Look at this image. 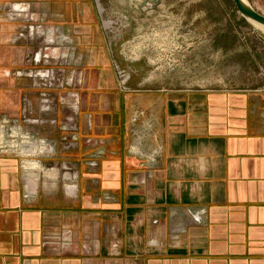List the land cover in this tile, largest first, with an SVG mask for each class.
<instances>
[{
    "label": "crops",
    "instance_id": "0c3cea01",
    "mask_svg": "<svg viewBox=\"0 0 264 264\" xmlns=\"http://www.w3.org/2000/svg\"><path fill=\"white\" fill-rule=\"evenodd\" d=\"M10 3L0 0V12ZM23 4L30 15H38L36 22L54 18L77 41L83 82L78 95L65 102L77 114L78 147L66 158L78 168L79 190L71 164H56L59 174L65 169L76 175L70 181L64 177L65 183L61 175L54 177L55 166H44L42 159L56 149L45 140L37 141L53 151L34 158H40L42 173L49 171L55 182L61 178L64 190L67 182L76 185L69 196L40 190L51 180L29 193L18 161L0 158V264H264V90L172 85L143 91L157 81L147 73L124 91L116 71L122 61L92 0L14 5L19 16L32 20L18 8ZM134 21L136 37L141 29L137 16ZM37 26L30 31L40 35ZM18 27L0 20V84L6 78V86L0 85V108H7L12 93L20 90L10 73L15 70L12 48L3 45ZM52 30L55 44V30L46 34ZM141 38L129 46L135 71L146 63ZM44 50L36 53L34 63L42 62L38 57ZM71 56L65 49L57 58ZM46 75L49 71L40 70L27 76ZM140 112L145 116L138 119ZM143 135H148L146 141ZM136 143L151 151H144L148 160L132 152ZM16 158L27 177L23 157ZM89 161L97 166L90 167ZM190 210H205L202 225L191 224ZM176 225L188 226L179 239L171 235ZM59 231H70L66 251L51 239L48 246L44 243Z\"/></svg>",
    "mask_w": 264,
    "mask_h": 264
},
{
    "label": "rangeland",
    "instance_id": "374dc122",
    "mask_svg": "<svg viewBox=\"0 0 264 264\" xmlns=\"http://www.w3.org/2000/svg\"><path fill=\"white\" fill-rule=\"evenodd\" d=\"M145 1L92 0L101 24L108 31L111 45L122 61L123 66L116 64V71L124 91L131 90L128 85L130 81H142L147 73L157 81L146 84L140 89L143 91L172 85L195 89L207 87L216 91L264 90V31L247 21L239 13L233 0H161V5L155 8L151 6L142 8ZM10 2V5L0 12V20L19 24L17 31L7 38L3 45L12 48L10 57L15 70L10 73L20 90L12 93L9 101L11 103L7 108H0V131L1 126L7 131L6 140L0 141V158L18 161L24 187L28 177L24 176L19 159L11 154L23 158L30 154L34 155L32 157L48 154L47 151L43 153L37 148L33 150V146L37 145L36 142L29 140V144H23L22 142L28 140L27 137H21L24 133H30L34 139L45 140L55 146V152L49 154L50 158L42 159L48 170L56 164L62 166L64 162L71 164L73 170L78 173L77 166L66 158L78 147L77 114L70 109V105L65 100L76 93L83 82V61L76 48L77 41L74 34H69L67 28L58 26L54 18L47 21L40 19L36 22L19 16L14 5L22 4L24 0H10ZM248 2L264 15V0H248ZM134 16L138 17L141 29L136 37H142L140 40L144 46L141 59L147 63L140 64L136 71L132 68L133 61L128 58L134 56V49L129 52V46L136 38ZM31 18L33 19V16ZM37 25H42L46 29L45 33L49 28L54 29L57 37L61 38L54 46L60 45L61 48L66 46L71 49V58L51 57L43 59L40 64L36 62L38 65L34 63L36 53L49 46L46 36L33 34L30 31L31 27ZM37 29H41V26ZM64 35L67 40H64ZM40 70L49 71L50 77L27 76L32 71ZM4 79L1 84L6 86ZM45 107L47 111H44ZM139 116L138 119H141L145 115L140 112ZM15 127L19 128L20 134H14L15 139H13L9 136H12L11 130ZM144 136L146 135H143L146 141L148 135ZM34 151L37 153L34 154ZM144 151L148 154L151 152ZM152 153L155 156V151ZM29 158L23 162V167L27 161L39 162L37 159ZM88 163L90 167L97 166L94 161ZM91 163H96V166ZM42 172L43 170L38 174V178L41 179L39 187L42 182L51 181L47 188L42 186L40 190L43 189L45 193L60 191L66 195L63 182L65 183L64 174L68 171L60 170L58 176L53 173L54 177L61 175L63 182L61 178L60 181L55 182L54 179L57 178L52 176L50 178L52 174H49V171ZM77 177L79 179V173ZM32 195L34 196V194H26V198ZM59 232V235L46 237L44 243L48 246L51 239V242H56L61 250L66 251L72 243L70 231L67 234L66 231ZM171 235L174 239L180 237L176 238L173 230ZM89 240L91 242L95 239ZM92 249L93 244L86 251L91 253Z\"/></svg>",
    "mask_w": 264,
    "mask_h": 264
},
{
    "label": "bare ground",
    "instance_id": "6f19581e",
    "mask_svg": "<svg viewBox=\"0 0 264 264\" xmlns=\"http://www.w3.org/2000/svg\"><path fill=\"white\" fill-rule=\"evenodd\" d=\"M162 3V2H161ZM161 5V4H160ZM25 5H19L18 6V8L19 9H22V11L23 12H25V14H26V8L27 7H24ZM151 6V4H149V7ZM17 8V9H18ZM18 9V10H19ZM250 23H252L253 25H255L256 27H258V28H260V30H263L264 31V27L263 26H260V25H258V24H256V23H254V22H250ZM37 27H39V26H37ZM36 27V28H37ZM43 26H41V29H40V33L41 34H44L45 36H46V38H47V42L48 43H52L53 41H54V37H55V33H54V31L52 30V31H50V33L49 34H46L44 31H45V29H44V27L42 28ZM50 30V29H49ZM33 31H34V29H33ZM40 34V35H41ZM63 38H64V40H67L66 39V37H65V35L63 36ZM61 39V38H60ZM59 39V40H60ZM57 47H59L60 49H66V50H68L70 53H71V55H72V51H71V49H69L68 47H66V46H64V48H61L60 47V45L59 46H57ZM60 49H55V48H52V47H47V49H45V53H46V55L49 57V58H57L58 56H62V54L64 53V50H62V52H61V50ZM45 53H44V55H43V57H38V60L40 61V60H42V59H46L45 57ZM65 55H66V53H65ZM71 58V57H70ZM69 58V59H70ZM15 129H17L16 127L15 128H13V133H12V136H9V137H11V138H13V139H15L14 137H13V135H14V130ZM0 133H1V136H0V141H4V140H6V138H5V136H6V134H7V131H5L4 130V128H3V126H1V131H0ZM5 134V135H4ZM21 137L23 138V137H27V139L28 140H25V141H27V142H22L23 144H29L30 142H29V140H31V141H33V142H36L37 143V145H34L33 146V150H35L36 148L37 149H39L41 152H45V151H49L50 149L49 148H47V146L44 144V143H39L37 140H35V139H33L31 136H28V135H25V134H21ZM48 145V144H47ZM1 146V145H0ZM8 147V146H7ZM6 147V148H7ZM35 153L34 154H36L37 152L36 151H34ZM132 152L134 153V154H136V155H139L140 157H143V158H145V159H147L148 160V157L146 156V154L142 151V149H141V147H140V144H134L133 145V147H132ZM25 154V153H24ZM32 154H33V152H32ZM32 156H34V155H32ZM31 156V154L30 155H26V158L28 159L29 157H32ZM16 157H20L19 155H17ZM26 158H23L22 160H24V161H26L27 159ZM33 159H37L39 162H40V158L38 159V158H34V157H32ZM32 158H29V159H32ZM150 159H152V156L151 157H149ZM149 159V160H150ZM23 161V162H24ZM39 162H37V161H33V163L32 162H25V164H24V167H23V169H24V171H25V173H26V175H27V179H26V186H27V191L29 192V193H34V192H37L38 191V189H39V185H40V182H41V179H39L38 178V174L43 170V168H42V164H40ZM70 170H72L73 172H76L77 173V171H74L73 170V168H71L70 167ZM78 174V173H77ZM54 175H56V176H58L59 175V168L57 167V166H55L54 167ZM36 176V177H35ZM33 179H32V178ZM64 177H65V180H75V178H76V175H74V174H70L69 172H66L65 173V175H64ZM75 187H76V185L75 184H73V182L72 183H70V182H67V184L65 185V191H66V194H67V196H69L71 193H73L74 191H75ZM26 190V189H25Z\"/></svg>",
    "mask_w": 264,
    "mask_h": 264
},
{
    "label": "water",
    "instance_id": "95a60500",
    "mask_svg": "<svg viewBox=\"0 0 264 264\" xmlns=\"http://www.w3.org/2000/svg\"><path fill=\"white\" fill-rule=\"evenodd\" d=\"M239 13L249 22H254L260 26L264 27V15L259 13L256 9H254L248 0H233ZM161 0H146L142 4V8H150L149 4H151L152 8H155L159 5ZM122 76V75H120ZM125 85V82H123Z\"/></svg>",
    "mask_w": 264,
    "mask_h": 264
},
{
    "label": "built area",
    "instance_id": "2783aa9c",
    "mask_svg": "<svg viewBox=\"0 0 264 264\" xmlns=\"http://www.w3.org/2000/svg\"><path fill=\"white\" fill-rule=\"evenodd\" d=\"M77 94V93H74ZM78 95V94H77ZM76 100H77V104L79 105V96H76ZM11 132L13 133V130H11ZM51 145V144H50ZM12 156H17L16 154H11ZM91 165L96 166V163H91ZM76 182L78 183V177L76 179ZM78 186V190H79V185ZM189 216L191 218V224L192 225H202L204 223V216L206 214L205 210H190L189 212ZM188 226L187 225H176V227L173 228V232H175L176 234V238H178L179 236H181L182 234H184L187 231ZM68 233V231L66 232V234Z\"/></svg>",
    "mask_w": 264,
    "mask_h": 264
},
{
    "label": "flooded vegetation",
    "instance_id": "af4514ba",
    "mask_svg": "<svg viewBox=\"0 0 264 264\" xmlns=\"http://www.w3.org/2000/svg\"><path fill=\"white\" fill-rule=\"evenodd\" d=\"M95 1V0H94ZM97 2H98V0H96ZM24 7H28L27 5H25ZM28 9L26 8V14H27V16H29L30 18L32 17V16H34V18H35V21H36V19H38V15H30L29 13H28ZM33 20V19H32ZM103 26V25H102ZM104 28H105V30H107L106 29V27L105 26H103ZM35 28V27H34ZM43 28V27H42ZM35 33H38V34H40V29H37V28H35ZM106 34H108V31H106ZM48 47H52V48H55V49H59L58 47H56V46H54V44L53 43H49V46ZM44 53H45V50H44V52L39 56V57H43V55H44ZM45 58H49L47 55H46V53H45ZM131 80V79H130ZM14 134H16V135H18V134H20V132L19 131H17V129H15L14 130ZM47 145V144H46ZM47 148H49V149H51V150H49V151H53V148L51 147V146H49V145H47ZM50 152H48V154H49Z\"/></svg>",
    "mask_w": 264,
    "mask_h": 264
}]
</instances>
